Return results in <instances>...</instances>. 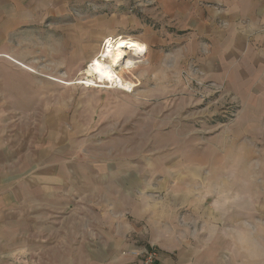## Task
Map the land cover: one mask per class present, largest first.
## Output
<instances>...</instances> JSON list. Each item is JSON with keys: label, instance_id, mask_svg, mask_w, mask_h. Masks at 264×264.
<instances>
[{"label": "rangeland", "instance_id": "374dc122", "mask_svg": "<svg viewBox=\"0 0 264 264\" xmlns=\"http://www.w3.org/2000/svg\"><path fill=\"white\" fill-rule=\"evenodd\" d=\"M121 2L67 0L14 29L15 56L1 43L23 65L15 84H0L2 138L29 149L35 164L61 163L82 190L96 174L90 189L104 196L107 187L136 224L123 254L138 264L162 244L224 264H264V70H245L247 85L243 70L208 75L175 52L172 19L161 20L158 0ZM121 35L152 48L125 44L113 82L90 85L86 69L121 43L104 45L109 36ZM12 73L2 63V83ZM82 192L50 218L68 220L79 207L87 217L85 207L98 202ZM17 253V264H37Z\"/></svg>", "mask_w": 264, "mask_h": 264}, {"label": "crops", "instance_id": "0c3cea01", "mask_svg": "<svg viewBox=\"0 0 264 264\" xmlns=\"http://www.w3.org/2000/svg\"><path fill=\"white\" fill-rule=\"evenodd\" d=\"M109 1L112 0L104 3ZM66 2L0 0V68L3 63L13 69V77L5 78L3 83L0 80L1 85H10L11 80L15 84L16 67H23L10 59L11 51L2 49L1 43L8 45L14 29L24 27L27 21L42 20L43 14L48 18L51 7ZM158 3L160 18L172 19V47L175 43V52L181 60L200 62L208 75L215 70L214 73L223 76L227 69H232L230 76L238 73L235 75L238 77L239 70H243L240 76L244 85L251 83L245 70H264V0H158ZM121 36L107 37L104 45L121 39L128 48L136 46L147 51L152 48L145 38H139L140 42ZM10 49L15 56L16 47ZM2 58L7 59L5 63ZM20 70L30 71L25 66ZM11 141L8 136L2 138L0 128V264H17V252L26 259L37 257V264H138L139 260L123 254L130 247L128 236L134 234L136 224L128 219L126 206H113L114 199H110L107 187L102 190L104 196L94 194L90 187L97 180L96 174H88V188L83 189L84 195L88 191L89 202H98L85 207L89 209L87 217L81 219L79 207L68 220L59 216L50 218V213L66 207V198H80L83 190L65 175L61 163L50 166L46 159L39 158L35 164L29 149L20 153L25 148L17 144L12 147ZM45 152L41 150V155ZM162 249H158L157 264H224V260L196 258L194 251L188 252L183 246L172 247L171 252L162 244ZM203 253L209 255L208 250Z\"/></svg>", "mask_w": 264, "mask_h": 264}, {"label": "bare ground", "instance_id": "6f19581e", "mask_svg": "<svg viewBox=\"0 0 264 264\" xmlns=\"http://www.w3.org/2000/svg\"><path fill=\"white\" fill-rule=\"evenodd\" d=\"M125 46V43L122 42L113 48L109 54L94 57L85 71L88 77L87 83L96 85L98 81L102 83L106 81L113 82L112 73L117 72L127 56L128 52ZM95 87H100V85ZM102 88L108 87L102 86Z\"/></svg>", "mask_w": 264, "mask_h": 264}, {"label": "built area", "instance_id": "2783aa9c", "mask_svg": "<svg viewBox=\"0 0 264 264\" xmlns=\"http://www.w3.org/2000/svg\"><path fill=\"white\" fill-rule=\"evenodd\" d=\"M155 250L156 249L152 248V250L149 251L150 253L147 252L143 264H156L157 263L158 252H156ZM145 251H147V250H145Z\"/></svg>", "mask_w": 264, "mask_h": 264}]
</instances>
